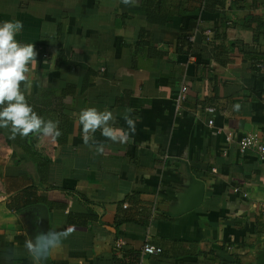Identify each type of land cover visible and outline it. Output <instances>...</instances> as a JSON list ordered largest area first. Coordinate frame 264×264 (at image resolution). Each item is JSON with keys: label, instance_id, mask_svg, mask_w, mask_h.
I'll return each instance as SVG.
<instances>
[{"label": "crops", "instance_id": "1", "mask_svg": "<svg viewBox=\"0 0 264 264\" xmlns=\"http://www.w3.org/2000/svg\"><path fill=\"white\" fill-rule=\"evenodd\" d=\"M206 2L0 0L37 50L21 90L61 131L0 128V264H264V160L238 150L264 141V0ZM91 107L122 139L85 142Z\"/></svg>", "mask_w": 264, "mask_h": 264}, {"label": "clouds", "instance_id": "2", "mask_svg": "<svg viewBox=\"0 0 264 264\" xmlns=\"http://www.w3.org/2000/svg\"><path fill=\"white\" fill-rule=\"evenodd\" d=\"M124 4L134 0H123ZM23 29L20 20L0 21V128H9L13 138L16 135L28 136L29 133H42L58 137L61 131L58 122L45 121L28 103L25 93L21 90V82L31 85L27 78L29 66L36 60L37 50L33 43H22L16 39ZM113 115L110 111H99L95 107L83 109L79 120L86 134L100 129L101 134L113 141L122 139L109 124ZM129 128L134 130V121L125 117Z\"/></svg>", "mask_w": 264, "mask_h": 264}, {"label": "built area", "instance_id": "3", "mask_svg": "<svg viewBox=\"0 0 264 264\" xmlns=\"http://www.w3.org/2000/svg\"><path fill=\"white\" fill-rule=\"evenodd\" d=\"M205 34L207 37L210 36L211 32L209 29L205 30ZM187 38L189 40H193L194 36L188 35ZM186 98V86L183 84L181 86L180 91L178 92L176 96V110H180V103L182 100ZM215 108L213 106H207L205 108V111L208 113H213ZM208 124L212 125L213 124V119L210 118L208 120ZM233 139V133L231 131L227 132L225 134V140L226 141H231ZM238 150L241 153L247 152L248 150H252L256 152L263 160H264V141H261L255 134L253 133H246L240 137L238 140ZM124 244V240L118 239L116 241V248H121ZM162 250L161 247L153 245L151 243H145L142 246V253L143 254H158Z\"/></svg>", "mask_w": 264, "mask_h": 264}, {"label": "water", "instance_id": "4", "mask_svg": "<svg viewBox=\"0 0 264 264\" xmlns=\"http://www.w3.org/2000/svg\"><path fill=\"white\" fill-rule=\"evenodd\" d=\"M202 197H203V190H202V188H201V189L199 190V192L197 193L196 198H195V199L191 202V204L189 205V208H192V207L197 206V205L200 203V201L202 200ZM43 218H45V220H46V225H47V216H46V213L44 214ZM39 224H40V223H39ZM43 225H44L45 230H46V225L44 224V221L41 222L40 227H42Z\"/></svg>", "mask_w": 264, "mask_h": 264}, {"label": "trees", "instance_id": "5", "mask_svg": "<svg viewBox=\"0 0 264 264\" xmlns=\"http://www.w3.org/2000/svg\"><path fill=\"white\" fill-rule=\"evenodd\" d=\"M223 3H224V0H207V2H206V6L208 7V6H212V7H214V6H222L223 5ZM12 135V134H11ZM22 144V143H21ZM23 147H24V149L26 150V151H29V147H28V145L26 144V145H24V143H23V145H22Z\"/></svg>", "mask_w": 264, "mask_h": 264}]
</instances>
